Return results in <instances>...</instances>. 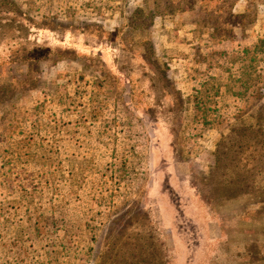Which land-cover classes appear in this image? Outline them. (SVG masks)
Returning <instances> with one entry per match:
<instances>
[{"label": "rangeland", "instance_id": "1", "mask_svg": "<svg viewBox=\"0 0 264 264\" xmlns=\"http://www.w3.org/2000/svg\"><path fill=\"white\" fill-rule=\"evenodd\" d=\"M174 1L0 0V264H264V0Z\"/></svg>", "mask_w": 264, "mask_h": 264}, {"label": "trees", "instance_id": "2", "mask_svg": "<svg viewBox=\"0 0 264 264\" xmlns=\"http://www.w3.org/2000/svg\"><path fill=\"white\" fill-rule=\"evenodd\" d=\"M170 1H172V3H175V1L173 2V0H170ZM184 1H187V0H178L177 2H176V4L178 5V4H180V3H184ZM181 7H178L177 9H180ZM264 42V40L263 39H261V40H259V42L255 45V47H254V52H259L260 51V46H261V44ZM247 51V50H246ZM245 51V52H246ZM263 107H264V105L262 106V109H263ZM256 135V134H255Z\"/></svg>", "mask_w": 264, "mask_h": 264}]
</instances>
